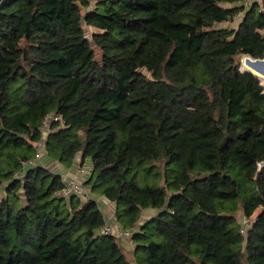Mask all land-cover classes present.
<instances>
[{"label":"trees","instance_id":"trees-1","mask_svg":"<svg viewBox=\"0 0 264 264\" xmlns=\"http://www.w3.org/2000/svg\"><path fill=\"white\" fill-rule=\"evenodd\" d=\"M245 1L0 0V264H132L94 195L137 264H264V71L241 69L264 0ZM42 142L93 196L61 195Z\"/></svg>","mask_w":264,"mask_h":264},{"label":"built area","instance_id":"built-area-1","mask_svg":"<svg viewBox=\"0 0 264 264\" xmlns=\"http://www.w3.org/2000/svg\"><path fill=\"white\" fill-rule=\"evenodd\" d=\"M253 2V0H246L244 3L245 5L247 3ZM53 120H58V117L54 116H47L45 118V125L50 126V123ZM45 149V144L42 142V144L38 147L37 156L40 157L43 153V150ZM34 163V161H31V163ZM89 172V169L86 166H80L78 163L76 172L74 174L72 173H65L63 174L64 178V188L61 190V195L70 199L73 195H79L84 196L87 195V187L85 185V174ZM84 177H83V176ZM246 222L249 223L251 220L250 218H245ZM101 232L103 234L113 235L117 239H122L128 242L131 245H134L133 240V231L129 229H125L121 224L114 221H106L104 226L101 228Z\"/></svg>","mask_w":264,"mask_h":264},{"label":"rangeland","instance_id":"rangeland-1","mask_svg":"<svg viewBox=\"0 0 264 264\" xmlns=\"http://www.w3.org/2000/svg\"><path fill=\"white\" fill-rule=\"evenodd\" d=\"M253 1H254V0H253ZM87 32H88V35H90L91 32H92V28H91V27H88V28H87ZM245 55H247V53H246L245 51H243V53L241 54V69H244V68L242 67V64H243V63H242V59H243V57H244ZM260 79H261L262 84L264 85V79H263V78H260ZM49 128H50V126L48 125L46 129L49 130ZM47 133H48V132H46L45 137H47ZM41 144H42V143H41ZM41 144H40V145H41ZM43 155H44V154L41 155V159H42V160H40V162L43 163L46 167L50 168L51 170L57 172V171H58L57 162H49V163H46V161L44 160V157H45V156L43 157ZM77 163H79L78 160H77ZM59 165H60V164H59ZM60 166H61V165H60ZM82 176H83V175H82ZM83 177H84V176H83ZM150 184H151V183H150ZM87 191H88V193H89L90 196H93V194H92L90 188H88ZM94 196H97V195H94ZM97 200L99 201L100 205H103V203H102V201H101V196H97ZM112 204H113V205H111L112 207H111L110 209L107 208V209H109V211L112 210L113 207H116V206H115V203L112 202ZM103 209H104V214H105V217H106V221H109V220H110V221H114V220H115V212H114V210L111 211V212H112V215L114 216V217H112V219H111V217L108 216L109 213H108L107 209H106L105 207H103ZM259 211H260V208L256 210L255 214H254L252 217H250V219H251V220H254V218L256 217V215L258 214ZM107 213H108V214H107ZM156 213H157V210L154 209V208L144 210V211H143L142 221H146V220H148L150 217H152V216H153L154 214H156ZM242 220H243V222L245 223V227H247L248 224H247L246 220H245L244 218H242L241 221H242ZM114 222H118V221L116 220V221H114ZM119 241H121L122 244H123L122 241L126 242L125 240H122V239H120ZM126 243H127V244H126ZM126 243L123 244V245L126 247V248H124V249H125V252H126L127 257L131 260V263H132V264H137V262H136L137 257H135L134 252H133V251H134V245H131V244H129L128 242H126Z\"/></svg>","mask_w":264,"mask_h":264},{"label":"crops","instance_id":"crops-1","mask_svg":"<svg viewBox=\"0 0 264 264\" xmlns=\"http://www.w3.org/2000/svg\"><path fill=\"white\" fill-rule=\"evenodd\" d=\"M261 78V77H260ZM49 163V162H48ZM57 166H58V171L57 172H59V173H62V175L63 174H65V173H67V172H69V173H72V174H74L75 172H76V169H77V166H78V163L77 164H75L73 167H71V168H65V167H63L62 165L60 166L58 163H57ZM92 192V191H91ZM98 196V195H97ZM101 201H102V203H103V205H102V208L103 207H105L106 209L107 208H111L112 206L111 205H113L112 204V202H110V201H108V200H106L105 198H103L102 196H101ZM116 206V205H115ZM109 209H107V211H108V216L109 217H111V219H112V217H114L113 215H112V210H114V212H115V210H116V207H113L112 208V210H110L109 211ZM104 210V209H103ZM110 221V220H109ZM114 221H116V218H115V220ZM123 242V244H125L126 242H124V241H122ZM127 244V243H126ZM134 252V251H133Z\"/></svg>","mask_w":264,"mask_h":264},{"label":"water","instance_id":"water-1","mask_svg":"<svg viewBox=\"0 0 264 264\" xmlns=\"http://www.w3.org/2000/svg\"><path fill=\"white\" fill-rule=\"evenodd\" d=\"M247 57L255 60L256 68L260 71H264V58H254L252 55L247 54ZM243 61V60H242Z\"/></svg>","mask_w":264,"mask_h":264}]
</instances>
